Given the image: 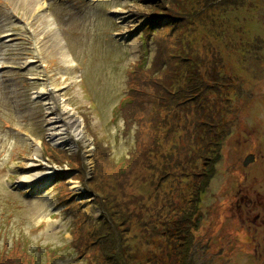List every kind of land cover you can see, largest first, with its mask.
<instances>
[{
  "label": "rangeland",
  "instance_id": "rangeland-1",
  "mask_svg": "<svg viewBox=\"0 0 264 264\" xmlns=\"http://www.w3.org/2000/svg\"><path fill=\"white\" fill-rule=\"evenodd\" d=\"M3 36L0 264H264V0H0Z\"/></svg>",
  "mask_w": 264,
  "mask_h": 264
},
{
  "label": "flooded vegetation",
  "instance_id": "flooded-vegetation-1",
  "mask_svg": "<svg viewBox=\"0 0 264 264\" xmlns=\"http://www.w3.org/2000/svg\"><path fill=\"white\" fill-rule=\"evenodd\" d=\"M258 159L259 157L255 153L247 154L246 157H244L241 170L243 178L238 179L242 184H237L238 190L235 191L234 197V205H237L240 223L242 225L248 223V230L254 231L257 235L260 229H264V195L258 193L255 198H251L250 195L245 193L243 188L245 186H249V188L258 187L257 180H254L255 183H251V179L249 178L250 169L256 164ZM245 180H249L248 183L251 184L247 185L248 183H245ZM257 245L258 247L256 250H260L262 244L258 243Z\"/></svg>",
  "mask_w": 264,
  "mask_h": 264
},
{
  "label": "trees",
  "instance_id": "trees-1",
  "mask_svg": "<svg viewBox=\"0 0 264 264\" xmlns=\"http://www.w3.org/2000/svg\"><path fill=\"white\" fill-rule=\"evenodd\" d=\"M139 66H140V64H138V65H136V68H137V70H136V68L134 69L135 71H132L133 73H130V76H135V77H133L132 79H130V83H129V88H131V90H130V96L129 97H127L126 98V101H125V104L120 108L121 109V111L123 112V113H125L127 110H129V108H131V107H133L134 105H136V104H138L139 102H141V100H142V93H143V90H144V84L142 85V83H141V81L142 80H139V76H138V74H139ZM145 70L144 69H142L141 70V72H144ZM231 85H227V86H225V87H230ZM127 122H128V124L130 123V120H128L127 119ZM129 126H130V124H129ZM187 146V145H186ZM187 148V147H186ZM199 174H201V173H198L197 174V179H199L198 178V176H199ZM205 175H206V173H203V175H202V177H200V179L199 180H195V181H193V184H195L196 183V185H195V188H194V195H192V198H191V202H190V204H191V209L193 210L194 209V206L196 205L197 206V204L199 203V200L201 199V194H203V190H206L207 189V186H208V184H209V181H210V179H211V176L210 177H208L209 175H207V177H205ZM213 175V174H212ZM203 177H205L206 178V183H203L202 182V187L201 188H199V187H197V184H198V182L199 181H202L203 180ZM205 181V180H204ZM197 198V199H196ZM198 212L199 211H197V212H195V213H192L191 215H190V217H189V223H191V222H196L197 223V225H198V222H199V219H198ZM191 227L192 226H190L189 225V231L191 230ZM179 232V231H178ZM185 233H188V231L186 230V232H185V230L183 229L182 230V234H184L185 235ZM192 233V232H191ZM181 234V232H179V235L180 236H183ZM127 255H128V257H129V254L127 253H125V261H126V258H127ZM122 258V257H121ZM124 260H123V258H122V262H123Z\"/></svg>",
  "mask_w": 264,
  "mask_h": 264
},
{
  "label": "bare ground",
  "instance_id": "bare-ground-1",
  "mask_svg": "<svg viewBox=\"0 0 264 264\" xmlns=\"http://www.w3.org/2000/svg\"><path fill=\"white\" fill-rule=\"evenodd\" d=\"M45 3L43 2H40V4L37 6V8L38 9H43L44 7H45ZM5 36H3V37H1V39H0V41H3L5 38H4ZM54 45H56L57 46V51H60V53H62V58L64 59V60H66L68 63H72V61H71V58H70V56L67 54V57L65 56V53L63 52V46L59 43V40H58V38L56 37L55 38V41H54V43H53ZM46 45L45 44H43V46L40 48V52H42V50H43V47H45ZM73 65V64H72ZM126 101V100H125ZM55 102H57V99H55ZM67 120H69L68 121V123L66 124V125H70V127L71 128H74L75 129V131L76 132H79V130H78V127H76L75 125H76V120H73L72 118H69V119H67ZM56 122H58V124L56 125V127L57 128H61L58 132H55V133H57V134H60V133H62L61 132V130L62 131H66L67 129L66 128H64V127H66V125H61V123L62 124H64V122L65 121H63L61 118H59V119H57L56 120ZM63 126V127H62ZM70 134H72V133H70ZM35 178H27V181H31V180H34Z\"/></svg>",
  "mask_w": 264,
  "mask_h": 264
}]
</instances>
